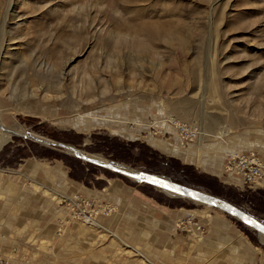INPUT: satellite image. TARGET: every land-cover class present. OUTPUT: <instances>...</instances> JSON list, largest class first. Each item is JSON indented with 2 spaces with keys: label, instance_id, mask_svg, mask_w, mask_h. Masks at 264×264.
<instances>
[{
  "label": "rangeland",
  "instance_id": "1",
  "mask_svg": "<svg viewBox=\"0 0 264 264\" xmlns=\"http://www.w3.org/2000/svg\"><path fill=\"white\" fill-rule=\"evenodd\" d=\"M171 118L198 137L180 143ZM15 122L264 219V177L223 171L233 149L264 159V0H0V123ZM76 194L112 209L86 224L66 203ZM172 195L13 134L0 146V264H248L227 256L214 236L226 233L264 264L263 233ZM186 215L198 238L177 227Z\"/></svg>",
  "mask_w": 264,
  "mask_h": 264
},
{
  "label": "built area",
  "instance_id": "2",
  "mask_svg": "<svg viewBox=\"0 0 264 264\" xmlns=\"http://www.w3.org/2000/svg\"><path fill=\"white\" fill-rule=\"evenodd\" d=\"M169 122L173 123L178 141L182 144L194 139L198 134V127L192 122L172 118ZM223 171L226 174L231 173L232 176L238 177L247 186L257 185L264 177V159L258 156L254 150L227 153L223 162ZM66 203L69 205L71 215L80 218V220L93 218L98 210L107 213L112 209L109 204L99 205V208H90L93 203L92 200L80 194L67 197ZM176 225L196 238L203 233L201 223L189 215L179 217Z\"/></svg>",
  "mask_w": 264,
  "mask_h": 264
},
{
  "label": "water",
  "instance_id": "3",
  "mask_svg": "<svg viewBox=\"0 0 264 264\" xmlns=\"http://www.w3.org/2000/svg\"><path fill=\"white\" fill-rule=\"evenodd\" d=\"M30 137H32L33 139L37 140L38 142H40L42 144H46L49 146H57L59 148L64 149L65 151H68V149H70V150H72V154H74L75 156L82 159V157L80 155L82 149H80L79 147H76L70 143H66V142H62V141H56V140H50V139H46V138H39V137L34 136L32 134L30 135ZM88 160H89V162L95 163V161L93 159H88ZM95 164H99V163H95ZM99 165H101V164H99ZM102 166H106L110 169L116 170L118 172H121V173L129 175V176H132L131 173H127L124 170L118 168L117 166H110V165H102ZM140 172L143 174L151 175L155 180H160L159 178H160L161 174L142 171V170H140ZM166 177L169 180L168 184H166V185H168L167 187H170L171 190L182 191V192L186 193L189 198H191L195 201L203 202L207 205L216 206L222 210L229 212L230 214L235 216L237 219H239V220L247 223L248 225H250L256 231L258 237H259V232L264 234V220L261 221L262 219H257L255 217H253L252 215H250L245 210L241 209L240 207L235 206L234 204H232V203H230V202H228V201H226L220 197H217L215 195L207 193L203 190L192 188L190 186L183 185L181 183L172 181L171 179H169L168 176H166ZM261 241L264 242L263 240H261Z\"/></svg>",
  "mask_w": 264,
  "mask_h": 264
},
{
  "label": "bare ground",
  "instance_id": "4",
  "mask_svg": "<svg viewBox=\"0 0 264 264\" xmlns=\"http://www.w3.org/2000/svg\"><path fill=\"white\" fill-rule=\"evenodd\" d=\"M205 131V130H203ZM228 132L227 129H225V131H222L220 133H216L214 135H205V138L206 137H213L215 139L217 138H222V136ZM13 134H18L19 136H26V137H30L31 133L29 131H27L22 125H20L19 123L15 122L9 126H6L4 125L3 123H0V146H2V144H4L7 140H9L11 138V136ZM199 135V131H198V134L197 136L195 137V139L198 137ZM48 139V138H46ZM68 152L72 153V150L68 149ZM229 153H233V152H229ZM81 157L83 160L85 161H88V159H93L95 161V163H99L101 165H110V166H117L118 168L124 170L125 172L127 173H131L132 176L131 178L133 177L134 179L136 180H144V181H148V182H152L154 184H156L157 186H159L162 190H164L165 192L169 193V194H173V195H178V196H187L186 193L182 192V191H173L170 189V187H164L163 185L165 184H168L167 182H165L163 179L159 178L160 180H155L151 175L149 174H143V173H137V172H134L133 170H130L128 167L122 165V164H119V163H115V162H112V161H106L104 159H102L101 157L99 156H90V155H86L85 154V151L81 150V153H80ZM93 163V162H92ZM98 164V165H99ZM142 174V175H141ZM228 177H234V178H237L238 180H240L238 177H235V176H230L229 174L227 175ZM154 181H162L163 184H160V183H155ZM44 191H48L46 189H43ZM172 195V196H173ZM93 218L91 219H81V221H83L84 223L88 224L89 222L88 221H91ZM263 221V220H261ZM93 223H96L95 220H92ZM262 234V233H261ZM263 240V238H262ZM40 244V243H38ZM147 263L149 262L148 260H145ZM145 262V263H146Z\"/></svg>",
  "mask_w": 264,
  "mask_h": 264
},
{
  "label": "crops",
  "instance_id": "5",
  "mask_svg": "<svg viewBox=\"0 0 264 264\" xmlns=\"http://www.w3.org/2000/svg\"><path fill=\"white\" fill-rule=\"evenodd\" d=\"M237 150L238 149H233L230 151L235 152ZM250 215H252V214H250ZM263 216H264V211H263ZM262 220H264V219H262ZM214 236L216 237V240L222 239L226 242H231L230 244L229 243L226 244V251H227L228 257L230 256V258H239V257L245 256L248 264H254L255 263V251L253 249V246L249 243V241L246 240L247 237L242 238V237H239L238 234H230V233L216 234ZM212 240H214V239H212ZM238 242H240V244H241L240 246H238ZM237 246H238V248H237ZM234 248H236V249H234Z\"/></svg>",
  "mask_w": 264,
  "mask_h": 264
},
{
  "label": "snow or ice",
  "instance_id": "6",
  "mask_svg": "<svg viewBox=\"0 0 264 264\" xmlns=\"http://www.w3.org/2000/svg\"><path fill=\"white\" fill-rule=\"evenodd\" d=\"M155 183H160V184H163V182L162 181H154ZM164 187H167L168 185H163Z\"/></svg>",
  "mask_w": 264,
  "mask_h": 264
}]
</instances>
